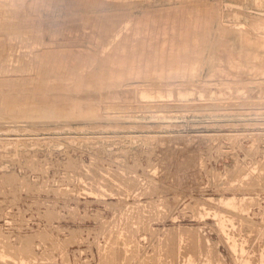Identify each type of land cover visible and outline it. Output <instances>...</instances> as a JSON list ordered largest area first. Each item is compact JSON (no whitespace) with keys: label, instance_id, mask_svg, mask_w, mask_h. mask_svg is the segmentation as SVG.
<instances>
[{"label":"rangeland","instance_id":"374dc122","mask_svg":"<svg viewBox=\"0 0 264 264\" xmlns=\"http://www.w3.org/2000/svg\"><path fill=\"white\" fill-rule=\"evenodd\" d=\"M36 1L0 28V264H264V0Z\"/></svg>","mask_w":264,"mask_h":264},{"label":"bare ground","instance_id":"6f19581e","mask_svg":"<svg viewBox=\"0 0 264 264\" xmlns=\"http://www.w3.org/2000/svg\"><path fill=\"white\" fill-rule=\"evenodd\" d=\"M36 1V0H35ZM38 1V0H37ZM36 1V2H37ZM43 1V0H42ZM49 1V0H48ZM52 1V0H51ZM78 1V0H77ZM77 1L75 2V3H77ZM86 1V0H85ZM97 1H99V0H97ZM102 1H105V0H102ZM101 1V7H103L102 5H104V3ZM113 1V0H112ZM135 1V0H134ZM153 1V0H152ZM190 1V0H189ZM245 1V0H244ZM44 2H47V1H44ZM56 2H57V0H56ZM62 2V1H61ZM72 2V1H71ZM89 2H91V1H89ZM89 2H88V4H89ZM93 2V1H92ZM113 2H115V1H113ZM117 2V1H116ZM21 3H23V2H21V0H0V28H1V30L2 29H4V30H6V38L7 37H13V36H20V35H25L26 36V33L24 34L22 31H24L25 29H27V28H25L24 26H18V22L16 21V20H13L12 21V19H11V14L13 13V17H15V18H19V16H20V14L22 13L21 11L23 10V9H25V8H23L22 9V7L23 6H25L26 7V5H23V4H21ZM27 3V2H26ZM42 5H43V2H40ZM52 3H54V2H51L50 4H51V6L52 5H54V4H52ZM80 3V2H79ZM106 3H107V1H106ZM105 3V4H106ZM111 3V2H110ZM109 3V4H110ZM118 4H123L122 3V1H121V3H119V2H117ZM194 3V2H193ZM34 4V3H33ZM32 4V5H33ZM46 4V3H45ZM44 4V5H45ZM58 4H59V2H58ZM81 4H82V2H81ZM91 4V3H90ZM89 4V5H90ZM97 4V3H96ZM99 4V3H98ZM191 4V3H190ZM189 4V5H190ZM36 5H38V4H36ZM56 5H57V3H56ZM80 5V4H79ZM78 5V7H80ZM84 5H86L85 3H84ZM88 5V6H89ZM92 5V4H91ZM90 5V6H91ZM111 5H113L112 3L110 4V6ZM115 5V4H114ZM198 5V4H197ZM199 5H200V2H199ZM35 6V4L33 5V7ZM75 6V5H74ZM77 6V5H76ZM85 7V8H91V7ZM92 6H94V5H92ZM97 6V5H96ZM105 6V5H104ZM118 6V5H117ZM194 6V5H193ZM31 7V6H30ZM38 7H41L40 5L39 6H37V8ZM59 7H60V5H59ZM61 7H63V5L61 6ZM71 7V6H70ZM69 7V8H70ZM77 7V8H78ZM109 7V6H108ZM107 7V8H108ZM171 7V6H170ZM178 7V6H177ZM204 7V6H203ZM52 8V7H51ZM66 8H68V6L66 7ZM69 8H68V10H69ZM82 8H84V7H81L80 9H82ZM98 8H100V5H99V7ZM106 8V7H105ZM181 8V7H180ZM195 8H196V6H195ZM199 8H200V6H199ZM32 9V8H31ZM44 9H46V8H44ZM44 9H42V10H44ZM92 9V8H91ZM90 9V10H91ZM94 9H95V6H94ZM169 9V8H168ZM187 9V8H186ZM193 9V8H192ZM202 9V8H201ZM200 9V10H201ZM205 9V8H204ZM203 9V10H204ZM53 10V9H52ZM60 10V9H59ZM66 10V9H65ZM79 10V9H78ZM84 10V9H83ZM170 10V9H169ZM188 10H189V8H188ZM26 11V10H25ZM49 11V10H48ZM55 11V10H54ZM64 11V10H63ZM75 12V10H73L72 9V12ZM85 12H86V9L84 10ZM146 11H148V9L146 10ZM158 11H160V10H158ZM182 11V10H181ZM196 11H199V10H196ZM202 11V10H201ZM200 11V12H201ZM214 11V10H213ZM40 12V11H39ZM56 12V11H55ZM58 12V11H57ZM70 12V11H69ZM83 12V11H82ZM85 12H83V13H85ZM92 12V11H91ZM113 12V11H112ZM150 12V11H149ZM193 12V11H192ZM25 13H27V12H25ZM44 13V12H43ZM47 13V12H46ZM71 13V12H70ZM70 13H68V15L70 14ZM83 13H82V15H83ZM88 13V12H87ZM124 13V12H123ZM147 13V12H146ZM205 13V12H204ZM215 13H216V11H215ZM214 13V14H215ZM42 14V13H41ZM64 14V13H63ZM71 14H74V15H76V13H71ZM79 14V13H78ZM101 14V13H100ZM111 14V13H110ZM159 14V13H158ZM161 14H162V10H161ZM170 13H168V15H169ZM189 14V13H188ZM194 14H196V13H194ZM222 14V13H221ZM23 15L25 16L26 14H24L23 13ZM46 15V14H45ZM85 15V14H84ZM88 15H90L89 13H88ZM96 15V14H95ZM94 15V16H95ZM98 15V14H97ZM103 15V14H102ZM160 15V14H159ZM197 15V14H196ZM23 16V17H24ZM27 16V15H26ZM29 16V15H28ZM33 16V15H32ZM35 16V15H34ZM42 16V15H41ZM41 16H39V19H41L40 17ZM43 16H44V14H43ZM49 16H50V14H49ZM70 16V15H69ZM92 16V15H91ZM111 16H113V15H111ZM118 16V15H117ZM153 16V15H152ZM155 16V15H154ZM171 16V15H170ZM173 16V15H172ZM171 16V17H172ZM202 16V15H201ZM37 17V16H36ZM44 17H46V16H44ZM96 17V16H95ZM107 17V16H106ZM129 17V16H128ZM192 17H193V15H192ZM198 17V16H197ZM200 17V16H199ZM203 17V16H202ZM236 17V16H235ZM51 18V17H50ZM61 18V17H60ZM88 18H89V16H88ZM88 18H85V20L84 21H86V19L87 20H89ZM115 18V17H114ZM159 18V17H158ZM164 18V17H163ZM38 19V20H39ZM42 19H44V18H42ZM67 19V18H66ZM70 19V18H69ZM90 19H92V17L90 18ZM99 19V18H98ZM166 19V18H165ZM178 19V18H177ZM182 19V18H181ZM187 19V18H186ZM198 19H200V18H198ZM204 19V18H203ZM22 20H25V19H22ZM33 20V19H32ZM47 20H50V19H47ZM170 20H171V18H170ZM180 20V19H179ZM197 20V19H196ZM28 21H30V20H28ZM27 21V22H28ZM54 21V20H53ZM57 21H59V20H57ZM57 21H55V22H57ZM181 21V20H180ZM206 21V20H205ZM204 21V22H205ZM13 22V23H12ZM44 22V21H43ZM50 23H51V20L49 21ZM134 22V21H133ZM173 22V21H172ZM175 22V21H174ZM179 22V21H178ZM183 22V21H182ZM186 22H188V20L186 21ZM199 22V21H198ZM202 22V21H201ZM207 22V21H206ZM46 23H48V22H46ZM45 23V24H46ZM59 23V22H58ZM88 23V22H87ZM166 23V22H165ZM181 23V22H180ZM191 23V22H190ZM208 23V22H207ZM20 25H21V23H19ZM33 24V23H32ZM36 23H34V25L33 26H36L35 25ZM45 24H43V25H45ZM51 24H53V23H51ZM166 24H168V23H166ZM165 24V25H166ZM175 24V23H174ZM185 24V23H184ZM26 25V24H25ZM31 25V24H30ZM42 25V26H43ZM47 25H50V24H47ZM59 25V24H58ZM121 25V24H120ZM172 25V24H171ZM176 25V24H175ZM216 25V24H215ZM227 25H229V24H227ZM240 25V24H239ZM53 26V25H52ZM67 26V25H66ZM110 26V25H109ZM183 26V25H182ZM181 26V27H182ZM197 26H198V24H197ZM196 26V27H197ZM204 26H205V24H204ZM208 26V25H207ZM242 26V25H241ZM32 27V26H31ZM48 27V26H47ZM50 27V26H49ZM48 27V28H49ZM57 26L55 25V27L54 28H56ZM76 27H78V26H76ZM184 27H186V26H184ZM190 27V26H189ZM239 27V26H238ZM47 28V29H48ZM173 28V27H172ZM180 28V27H179ZM221 28V27H220ZM229 28V27H228ZM33 29V27L31 28V30ZM36 29V28H35ZM34 29V30H35ZM39 29V28H38ZM51 29V28H50ZM49 29V30H50ZM62 29H64V27L62 28ZM76 28H74V30H75ZM78 29H79V27H78ZM196 29V28H195ZM198 29V28H197ZM206 29H207V27H206ZM205 29V30H206ZM209 29V28H208ZM235 29V28H234ZM0 30V31H1ZM8 30V31H7ZM44 30V29H43ZM74 30L72 29V31L74 32ZM180 30V29H179ZM192 30V29H191ZM204 30V29H203ZM239 30H240V27H239ZM41 31V30H40ZM39 31V32H40ZM51 31V30H50ZM49 31V32H50ZM75 31H77V30H75ZM80 31H82V30H80L79 29V34H78V37L80 36ZM85 31V30H84ZM104 31V30H103ZM102 31V32H103ZM111 31V30H110ZM228 31V30H227ZM25 32V31H24ZM43 31H41L40 32V34L42 33ZM67 32V31H66ZM105 32V34H104V36H102L103 38H105L106 36V31H104ZM112 32V31H111ZM229 32V31H228ZM228 32H227V34H228ZM10 33V34H9ZM33 33V32H32ZM32 33H28L29 34V36H32L33 35V37L35 36V34H37V37H38V33H35V34H32ZM51 33V32H50ZM68 33V32H67ZM75 33V32H74ZM83 33V32H82ZM81 33V34H82ZM174 33H175V31H174ZM12 34V35H11ZM43 34V33H42ZM41 34V35H42ZM83 34H87L86 32H84ZM103 34V33H102ZM163 34V33H162ZM167 34V33H166ZM178 34H180L179 32H178ZM177 34V35H178ZM183 34V33H182ZM219 34V33H218ZM226 34V33H225ZM40 35V36H41ZM44 35V34H43ZM72 35V34H71ZM168 35H169V33H168ZM175 35V34H174ZM176 35V36H177ZM220 35H221V33H220ZM219 35V36H220ZM5 36V35H4ZM39 36V37H40ZM75 36V35H74ZM77 36V35H76ZM83 36V35H82ZM109 36V35H108ZM161 36V35H160ZM163 36H164V34H163ZM176 36H174L175 38H176ZM192 36V35H191ZM202 36H203V34H202ZM43 37V36H42ZM53 37V36H52ZM57 37H58V35H57ZM81 37V36H80ZM83 37H87V36H83ZM83 37H82V39H83ZM171 37H173V36H171ZM170 37V38H171ZM205 37V36H204ZM248 37V36H247ZM3 38V37H2ZM16 38V37H15ZM29 38H31V37H29ZM54 38H56V35H54ZM59 38V37H58ZM69 38V37H68ZM189 38V37H188ZM224 38V37H223ZM10 38H8L7 40H9ZM14 39V38H13ZM40 39V38H39ZM43 39L44 38H42V40H41V42L43 41ZM61 39V38H60ZM63 39V38H62ZM71 39V38H70ZM81 39V40H82ZM88 39V38H87ZM119 39V38H118ZM179 39H180V36H179ZM216 39H220V37L219 38H216ZM2 40V39H1ZM55 40H57V39H55ZM54 40V41H55ZM64 40V39H63ZM66 40H68V39H66ZM65 40V41H66ZM76 40H77V38H76ZM80 40V39H79ZM84 40H85V38H84ZM83 40V41H84ZM90 40V39H89ZM121 40V39H120ZM168 40V39H167ZM176 40V39H175ZM183 40V39H182ZM186 40V39H185ZM188 40V39H187ZM191 40V39H190ZM24 41V40H23ZM58 41V40H57ZM68 41H70V40H68ZM122 41V40H121ZM124 41V40H123ZM122 41V42H123ZM126 41V40H125ZM129 41V40H128ZM134 41V40H133ZM133 41H132V44H133ZM174 41V40H173ZM196 41V40H195ZM200 41V40H199ZM216 41V40H215ZM224 41H225V39H224ZM255 41V40H254ZM259 41V40H258ZM2 42H4V40H2V41H0V57H3V56H5V54L6 53H4L3 55L1 54L2 53V50L5 52V50H4V48L2 47V45H3V43ZM6 42V41H5ZM5 42H4V46H6L5 45ZM12 42H13V40H12ZM17 42V41H16ZM47 42V41H46ZM49 42V41H48ZM56 42V41H55ZM55 42H52V43H55ZM58 42H60V41H58ZM91 42V41H90ZM130 43H131V41H129ZM171 42V41H170ZM179 42V41H178ZM185 42H187V41H185ZM205 42V41H204ZM220 42V41H219ZM223 42V41H222ZM247 42V41H246ZM51 43V42H50ZM51 43V44H52ZM71 43H73V42H71ZM79 43V42H78ZM87 43H89V42H87ZM97 43V42H96ZM109 43V42H108ZM137 43V42H136ZM167 43V42H166ZM172 43V42H171ZM181 43H182V41H181ZM193 43V40L191 41V44ZM216 43V42H215ZM224 43H226V42H224ZM32 44V43H31ZM45 44V43H44ZM55 44H57V42L55 43ZM75 44H77V43H75ZM91 44V43H90ZM99 44V43H98ZM100 44H103V43H100ZM126 44V43H125ZM134 44H135V42H134ZM174 44V43H173ZM189 44V43H188ZM204 44V43H203ZM214 44V43H213ZM34 45V44H33ZM40 45V44H39ZM42 46H44L43 44H41ZM68 45V44H67ZM73 45V44H72ZM129 46H131V48L133 47V45H130V44H128ZM138 45V46H137ZM135 44L134 46H135V50H138V48L140 49V47H139V45H141V44ZM178 45H180V44H178ZM197 45H198V43H197ZM32 46V45H31ZM38 46V45H37ZM48 46V45H47ZM47 46H45V48L47 47ZM76 46V45H75ZM78 46H79V44H78ZM99 46V45H98ZM114 46V45H113ZM122 47L123 46H125L126 47V45H121ZM177 46V45H176ZM183 46H184V43H183ZM187 46V45H186ZM194 46V45H193ZM201 46V45H200ZM73 47V46H72ZM103 47V46H102ZM101 47V48H102ZM112 47V46H111ZM121 47V48H122ZM136 47H138L137 49H136ZM181 47H182V45H181ZM48 48V47H47ZM50 48V47H49ZM51 48H53V49H55L54 48V46L52 45V47ZM64 48V47H63ZM69 48V47H68ZM76 48V47H75ZM81 48V47H80ZM99 48V47H98ZM101 48H100V50H101ZM103 48H105V47H103ZM124 48V47H123ZM122 48V49H123ZM5 49H6V47H5ZM31 49H33V48H31ZM42 49H43V47H42ZM52 49V50H53ZM59 49H61V47L59 48ZM58 49V52H62V50L60 51ZM96 49V48H95ZM113 49V48H112ZM128 49V48H127ZM126 48H125V50H127ZM145 49V48H144ZM151 49V48H150ZM154 49V48H153ZM39 50H40V48H39ZM48 50V49H47ZM46 50V51H47ZM49 50H51V49H49ZM48 50V51H49ZM98 50V49H97ZM96 50V51H97ZM105 50H106V48H105ZM110 50H111V48H110ZM131 50V49H130ZM32 51H34V50H32ZM54 51V53L55 54H58V52L56 53L55 52V50H53ZM64 51V50H63ZM70 51H72V50H70L69 49V52ZM103 51H104V49H103ZM102 51V52H103ZM119 51H121V50H119ZM41 52H43V51H41ZM69 52H67V53H69ZM92 52V51H91ZM40 53V52H39ZM53 53V54H54ZM64 53H66V51L64 52ZM73 53V52H72ZM128 53V52H127ZM29 54V53H28ZM31 54H33V53H31ZM30 54V55H31ZM36 55L38 54L37 52L35 53ZM43 54H44V52H43ZM49 54H51V51H50V53ZM63 54V53H62ZM120 55H121V53H119ZM123 55H124V53H122ZM2 55V56H1ZM27 55V54H26ZM29 55V56H30ZM39 55V54H38ZM42 55V54H41ZM44 55H46V54H44ZM97 55V54H96ZM28 56V55H27ZM94 57V56H93ZM121 56H117V60H115V62L117 61V62H119V60L121 61V63L124 61V59H123V61H122V57L120 58ZM94 58H96V57H94ZM103 58V57H102ZM120 58V59H119ZM130 58V57H129ZM20 59V58H19ZM22 59V61H24V62H26L27 60L26 59H23V58H21ZM32 60V59H31ZM130 60V59H129ZM120 63V62H119ZM120 63V64H121ZM117 64V63H116ZM119 64V65H120ZM5 65V64H4ZM1 66V65H0ZM31 67H32V64L30 65ZM13 67H14V69L16 68V66L15 65H13ZM20 67V66H19ZM16 70V69H15ZM19 70V69H18ZM220 73V72H219ZM1 81V80H0ZM1 83H3V84H1ZM0 83V113H1V115H3L2 117H0V118H3L4 116H10L11 118H12V113L13 112H16V110H18V111H20V112H23V113H25V111H28V110H22L21 108L19 109V108H17L16 107V104L17 103H19V104H21L22 102H15V103H12L11 105H9V106H4V105H2V103L1 102H3V101H5V99L1 96L2 94H3V92H6L7 91V89L8 90H11V88L14 86L13 84H9V83H5V82H1ZM53 85V84H52ZM57 86V85H56ZM70 86V85H69ZM111 86V85H110ZM113 86V85H112ZM37 87V86H36ZM68 87V86H67ZM4 88H7V89H4ZM59 88H62L61 86L59 87ZM81 88V87H80ZM80 88H79V90H80ZM100 88V87H99ZM102 88V87H101ZM44 89V88H43ZM47 89V88H46ZM49 89V91H50V88H48ZM69 89V88H68ZM111 89H113L112 87H111ZM17 90H20V89H17ZM75 90H76V88H75ZM110 90V89H109ZM62 91L64 92V90L62 89ZM66 91H67V89H66ZM76 91H78V90H76ZM75 91V92H76ZM81 91V90H80ZM104 91V90H103ZM11 92V91H10ZM14 92H17L16 90L14 91ZM47 92V90L44 92V93H46ZM53 92V91H52ZM63 92H61L62 94H63ZM83 92H85V91H82V95H83ZM101 92H102V90H101ZM111 92V91H110ZM211 92V91H210ZM13 93V92H12ZM49 93V92H48ZM69 93H71L70 92V89H69ZM77 93V92H76ZM86 93V92H85ZM98 93V92H97ZM103 93V92H102ZM104 93H106V92H104ZM58 94V93H57ZM61 94V97L63 96ZM66 94H68L67 92H66ZM79 94H80V92H79ZM87 94V93H86ZM108 94V93H107ZM10 95V94H9ZM17 95V94H16ZM56 95V94H55ZM78 95V94H77ZM44 96V95H43ZM45 96H46V94H45ZM53 96H54V94H53ZM65 96V95H64ZM67 96H69V97H74L75 96V94L74 95H72V96H70V94H68ZM67 96H65L66 97V99L68 98ZM88 96V95H87ZM19 97V96H18ZM47 97H48V95H47ZM47 97H46V99H47ZM52 95L50 96V98H49V100L51 99L52 100ZM72 97V98H73ZM81 98L82 97H85L83 100H85L86 101V96L84 95V96H80ZM90 97V96H89ZM53 98H55V97H53ZM56 98H57V100H59L58 99V95L56 96ZM64 98V97H63ZM75 99H76V97H74ZM73 98V100H75ZM77 98H78V96H77ZM88 98V97H87ZM30 99V98H29ZM65 99V98H64ZM63 99V100H64ZM65 99V100H66ZM18 100V99H17ZM54 100V99H53ZM77 100V99H76ZM82 100V99H81ZM87 100H89V99H87ZM61 101H62V99H61ZM60 101V102H61ZM68 101V100H67ZM78 101H80V99H78L77 100V102L75 103L74 101V104H72V106L70 107V109L72 110V111H74L75 110V108L76 107H78ZM258 102H259V100H257ZM54 101H52V103H53ZM56 102V101H55ZM55 102L53 103L54 104V106H55ZM237 102H239V101H237ZM247 102V101H246ZM249 102V101H248ZM255 102V101H254ZM81 103V102H80ZM83 103H85L84 101H83ZM86 103H87V101H86ZM210 102H199V103H194V104H192V103H183V104H181V105H178V107H184L185 109H197V108H207V107H213L212 109H214V106L215 107H220V108H222V109H226V108H232V107H234L233 105H229V104H224V103H222V102H220L221 104L219 105V104H217V105H210L209 104ZM212 103V102H211ZM215 103V102H214ZM49 104V103H48ZM82 104V103H81ZM145 104V105H144ZM141 103L140 105L139 104H137V105H131V106H129V104H126V105H124V106H122V108H118V107H112V106H106L104 109V111L106 112V113H112V111L114 110V112H117L118 110H121V111H123V110H126V111H130V112H136V111H141L143 108H146V109H150V112L152 111V112H158V113H160V111H162V109L163 108H165V107H167L165 104H163V103H161V104H158V105H156V104H151V103H149V104H146V103ZM175 104H177V103H175ZM180 104V103H179ZM46 105V104H45ZM85 105V104H84ZM241 105H243V107H247V104H245L244 105V103H242ZM30 106H32V105H30ZM34 106H36L37 108H35V109H37V110H41V108H42V106H44V104L42 105H38V104H34L32 107H34ZM251 106V105H250ZM253 106H259L261 109H263L264 108V100H262V101H260V103H255V104H253ZM65 106H63V108H64ZM81 107V106H80ZM263 107V108H262ZM10 108V109H9ZM65 109V108H64ZM153 109V110H152ZM208 109V108H207ZM235 109V108H234ZM247 109V108H246ZM246 109H244V110H246ZM256 109H258V108H256ZM86 110V109H85ZM184 110V109H183ZM206 110V109H205ZM216 110V109H215ZM251 110H252V108H251ZM77 111H78V108H77ZM149 111V110H148ZM165 111V110H164ZM167 111H170V110H167ZM181 111V110H180ZM186 111V110H185ZM189 111V110H188ZM194 111V110H193ZM203 111V110H202ZM208 111H210V109L208 110ZM213 111V110H212ZM74 112H76V111H74ZM129 112V113H130ZM142 112V111H141ZM145 112V111H144ZM170 112H172V111H170ZM174 112V111H173ZM177 112H178V110H177ZM32 113V112H31ZM31 113H29V115L31 114ZM119 113V112H118ZM120 113H122V112H120ZM137 113V112H136ZM54 114L55 115H63V114H61V113H57V112H54ZM36 115H41V116H46V117H48L49 118V116H55V115H53V114H49V115H46V114H41V113H37ZM30 116H34V115H30ZM30 116H28L27 114H25V116L24 117H30ZM37 117V116H36ZM264 118V117H263ZM244 119V118H243ZM22 121V120H21ZM3 122V121H2ZM18 122V121H17ZM2 126V125H1ZM12 125H10V127H11ZM25 126V125H24ZM8 127H9V125H8Z\"/></svg>","mask_w":264,"mask_h":264}]
</instances>
